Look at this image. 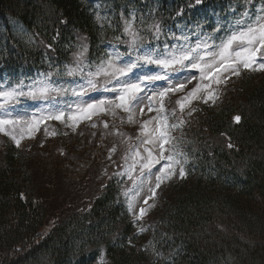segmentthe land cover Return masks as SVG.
<instances>
[{
	"label": "trees",
	"instance_id": "16d2710c",
	"mask_svg": "<svg viewBox=\"0 0 264 264\" xmlns=\"http://www.w3.org/2000/svg\"><path fill=\"white\" fill-rule=\"evenodd\" d=\"M95 1L0 0V71L72 62L83 43L85 58L99 60L107 42L125 38L134 10L137 33L149 21L171 29L203 7L236 4L244 10L234 0H155L154 14L141 19L150 0H100L107 6L98 21ZM13 21L31 39L16 33ZM254 80L245 72L218 103L202 104L184 124L188 175L170 180L144 232H138L120 183L99 177L103 160L85 163L86 178L72 183L52 158L49 166L36 161L32 145H5L0 264H264V77Z\"/></svg>",
	"mask_w": 264,
	"mask_h": 264
},
{
	"label": "snow or ice",
	"instance_id": "6c2138e0",
	"mask_svg": "<svg viewBox=\"0 0 264 264\" xmlns=\"http://www.w3.org/2000/svg\"><path fill=\"white\" fill-rule=\"evenodd\" d=\"M200 2L196 0L197 4ZM234 3L244 9L238 16L233 15L232 19L218 16L215 26L208 25L211 31L205 30L204 23L197 22L186 30L181 28L179 37L169 32L171 46L169 40H160L159 26H155L153 42H148L132 29L129 21L125 22L123 32L131 38L120 40L117 37V44L109 42L112 51L106 53L108 58L101 59L99 64L85 63L87 47L83 46L74 54L71 65L66 63L63 68L39 73L36 78H27V82L20 79L15 83H0V133L8 135L19 147L25 136L32 138L42 124L47 131L49 120L60 121L75 130L82 119L91 120L99 113L114 115L117 109H122L129 114L128 122L131 123L134 122L132 109L147 100L148 111L156 115L143 121L135 144L122 141L127 144V149L119 157L122 163L117 167L121 170L113 176L118 183L130 182V187L122 191L130 211L135 195L154 177L155 184L149 187L151 194L144 199V204L150 207L148 201L156 197L162 184L174 177L184 179L188 175L185 165L189 164V154L183 150L186 142L183 135H172L183 128L185 121L176 116L175 108L166 111L165 99L170 94L183 93L175 101L183 113L196 99H202L205 104L215 103L218 95L213 84H226L231 76H240L242 69L264 71V0L255 12L248 10L253 6L252 0H234ZM229 13L235 14L236 8L230 5ZM100 19L97 16V20ZM120 47L125 51L121 52ZM52 67L50 63L49 68ZM193 81L196 84L185 91ZM93 92L102 93V96L93 97ZM201 93H204L203 97ZM29 100L44 104L38 111L21 115V106ZM195 111L197 109L190 108L187 115L191 116ZM140 112L143 114L144 109ZM169 116L173 117L174 123L169 124ZM234 120L238 123L241 117L237 115ZM153 122L156 127L150 128ZM103 126L108 127L107 121ZM228 147L233 145L228 144ZM116 151V147L110 149L109 160ZM147 210V207H140L137 220H143ZM138 231L146 229L141 227ZM152 251L155 253L154 248Z\"/></svg>",
	"mask_w": 264,
	"mask_h": 264
},
{
	"label": "rangeland",
	"instance_id": "374dc122",
	"mask_svg": "<svg viewBox=\"0 0 264 264\" xmlns=\"http://www.w3.org/2000/svg\"><path fill=\"white\" fill-rule=\"evenodd\" d=\"M157 1L150 0L146 7V11L144 14H140L141 19H145L151 14H154L156 8H157ZM262 3V2H261ZM261 3H258L257 5L253 6L250 9V6L248 8L249 12H255L257 8L261 7ZM233 6L236 8L235 14L229 13V7ZM106 4L100 3V0H96L94 4V8L96 10L97 15L100 18H104L105 15L104 12L106 10ZM194 10V9H192ZM243 10L238 9L236 4H229L228 6L220 5V7H203L195 11H190L188 13V16L186 18H183L177 25L171 27V29L165 28L160 26L158 23H153L149 21V24L146 26L145 30L143 29L139 34L143 35L144 31L146 32L145 37H141L142 39L147 38L149 39L148 42H153V34L155 31V26H159L161 31V37L160 40L167 39L170 42V46L172 43V37L169 35V32L174 33L177 37L182 35L181 28H191L194 24L197 22L204 23L205 30L211 31L212 28L208 25L215 26V22L217 17L219 16L222 19H232L233 15L238 16L239 12ZM192 12V13H191ZM132 17L138 16V12L134 10L131 13ZM129 21L132 24V29L134 30V20L129 19ZM128 21V22H129ZM206 22V23H205ZM12 26L16 30V33L20 34L24 38H30V34L26 32L25 28L19 24L18 22H11ZM147 36V37H146ZM131 37L125 35L124 39H130ZM35 41V39H33ZM84 41L83 39H79L78 42ZM83 43V42H82ZM112 43V42H111ZM155 43H159V41H156ZM112 44H117L113 42ZM85 43L81 44V46H84ZM107 53L111 52L112 49L109 47V43L107 42ZM82 48H80L81 50ZM120 51H125L124 47H120ZM80 52V51H79ZM78 52V53H79ZM108 57L107 55L104 57H101L99 60H95L92 62H95L97 64L100 63L101 59L106 60ZM73 61V60H72ZM91 61L87 60L85 58V63H92ZM66 64V63H65ZM65 64L55 65L52 67V69L48 68L46 70L41 71H34V72H26L24 69L17 70L16 72H7V71H0V83H15L20 79H25L27 82V78H36L38 77L39 73L48 72L50 70H55L56 68H63ZM67 64L71 65L72 62H68ZM196 71V70H192ZM245 72L253 73L255 76L254 81H258L260 78L264 77V71H253V70H241L240 76H231V78L226 82V84H220L215 85L213 84V88L217 89V95L218 99H216V103L219 102V100L222 99V96L224 94H227L231 88L232 85L237 83L241 76ZM197 76L199 75L198 72H196ZM224 75H228L225 73ZM223 78V77H221ZM183 82V81H181ZM207 82V81H206ZM158 84L162 85L164 82H157ZM196 84V81H193L191 84L187 85V88L185 91L190 90L194 85ZM111 86V85H110ZM93 97H101L102 93L99 92H93L91 93ZM183 93H177L175 95H169L165 99V109L167 112H171L173 108L176 109V116L184 119L185 123L188 121L193 120V113L191 116H188L187 113L190 108H199L203 103L202 99H196L191 102V104L184 109V112L181 113L179 110V105L175 103V101L182 96ZM201 97H203L204 93L200 94ZM44 102H37V101H27L26 104L21 106V115H23L25 112H34L38 111V108L40 106H43ZM207 104L213 105L215 103H212L209 101ZM148 101L145 100L141 105L136 106L132 109L133 114V120L134 122H128V113L124 112L122 109H117L115 114H108V113H99L97 115H93L91 120L88 119H82L78 126L75 128V130L65 127L64 123L60 121H53L49 120L47 121V131H45V125L40 126V130L36 131L32 138H28L27 135L25 136V139H23L19 145V147L24 146L27 148V146L32 145L33 150L31 152H34L36 155V161L40 162V164L48 165V160L51 159L52 163H56L58 167L63 168V174L62 177L66 178L69 182H78L79 179L86 178L85 176V169L86 165L85 163L89 162L91 163L94 159L103 160L101 163L103 164L100 172L98 173L99 177L105 178L106 181H109L110 179L115 178L117 181V178L113 176V173L116 171L121 170L117 167V165H120L122 161L119 159L120 156L124 154V152L127 149V144L122 143V141L128 140L129 143L135 144L136 140L135 137L139 135V129L143 123V121L148 120L150 117L155 116V112H149L148 111ZM143 108L144 112L141 114L140 109ZM107 121L108 127L105 128L103 126V122ZM93 122H95V127H93ZM169 124L174 123L173 117H168ZM189 125V124H188ZM188 125H184L185 127ZM184 126L182 129L174 131L172 133L173 136L180 137L183 135L185 142L187 143L189 140L188 134L184 131ZM156 127V123L153 122L150 126ZM118 130V131H117ZM55 133V135H52V133ZM124 133V136H120L118 134ZM129 137H131V140H129ZM82 140H86L82 143ZM15 143L11 140V138L6 135L5 133H0V151L2 148H4L5 145ZM42 143V144H41ZM185 143V145H186ZM16 146V145H15ZM35 146V147H34ZM113 147H116V153L112 155L111 160L108 159L109 151ZM31 148V149H32ZM44 150V151H43ZM184 150V148H183ZM41 151L44 152L41 153ZM185 151V150H184ZM41 153V154H40ZM117 158L118 163L115 164L113 161ZM79 162V166L77 167L76 164ZM116 165V166H114ZM49 166V165H48ZM56 167V165H55ZM186 168V165H185ZM62 171V170H61ZM124 180H127V177L124 178ZM65 181V180H64ZM155 184V178L150 179L149 184H145L144 188L139 192L138 195H135L134 198V207L130 212L131 217L136 222L137 229L143 227L146 229L145 220H147L148 215L150 214L151 210L161 201L160 194L167 190L168 185L170 184V180L166 181L164 184L161 185V188L157 190L156 197L154 199H150L148 201V205H151L150 207L144 204V199L147 198L151 193L149 191L150 186H154ZM130 187V182L128 183H120L121 191H123L124 188ZM72 188V193L76 190ZM83 193V191H82ZM82 193H79L82 195ZM124 197V196H123ZM126 204L127 200L124 197ZM84 203V201H83ZM128 207V206H127ZM140 207H147V214L143 217V220H137V214L139 212ZM139 232V231H138Z\"/></svg>",
	"mask_w": 264,
	"mask_h": 264
}]
</instances>
